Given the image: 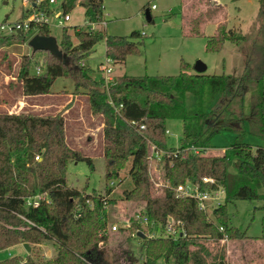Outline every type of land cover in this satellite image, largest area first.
<instances>
[{
  "label": "trees",
  "instance_id": "trees-1",
  "mask_svg": "<svg viewBox=\"0 0 264 264\" xmlns=\"http://www.w3.org/2000/svg\"><path fill=\"white\" fill-rule=\"evenodd\" d=\"M104 1L79 2L89 24L103 20ZM74 6L75 0H64L63 14ZM37 9L47 15L53 13L48 0ZM143 9L150 14L148 5ZM214 10L216 7L206 10L210 14L207 19ZM200 19L191 21L194 34H199L201 23L207 21L200 23ZM70 30L77 42L74 44L68 28H63L58 43L64 61L46 52L41 73L36 74L32 72L33 55L21 57L16 77L22 93L46 94L61 76H71L76 86L87 88L91 112L102 116L105 181L118 179L126 161L131 160V189L125 191L126 199L141 204L138 213L148 218V235L133 216L129 219L132 233L142 242L143 264H207L209 257L216 264H225L223 248L210 250L205 243L207 236L198 235L209 234L210 239L220 243L225 238L245 236V230L231 223L228 205L236 200H264V145H252L253 150L248 143L235 140L219 155L184 149L214 147L211 138L223 129L233 131L236 138L242 136L246 121L249 133L264 142V0H259L258 28L250 57L238 76L193 72L182 61L176 75L123 74L106 83L103 75L93 79L92 69L84 63L92 47L104 39L106 58L112 64H122L128 55L140 53L142 34L132 31L129 36L107 35L103 29L89 26ZM36 34L51 35L49 25L30 22L26 30L0 34V48L23 43ZM245 40L244 35L218 23L216 34L206 39V50L217 52L224 41L240 44ZM187 93L196 98L191 109L185 107ZM246 95L249 112H245ZM214 117L218 118L212 121ZM219 118L222 121L218 124ZM169 119L183 121L179 147L167 146L165 123ZM141 125L144 128L140 129ZM151 145L162 151L160 160L153 161L161 163L164 178L172 186L160 196L150 193L147 156ZM72 161L93 166L90 157L68 145L61 112L48 116L0 113V250L27 243L31 251L45 241L56 247L50 259L37 260L27 253L24 258H4L0 264H133L136 257L128 236L119 239L117 245L107 244L106 227L111 225L108 209L115 202L112 187L107 185L103 193L96 194L68 187L66 167ZM204 176L214 182L202 183ZM186 182L198 184L200 190L223 191V201L213 209L215 224L207 220L197 200L175 195L174 188ZM36 194L43 195L39 205L25 207V199ZM167 215L182 222L185 234L176 239L151 237V232L163 229ZM128 230L121 227L117 231Z\"/></svg>",
  "mask_w": 264,
  "mask_h": 264
},
{
  "label": "rangeland",
  "instance_id": "rangeland-1",
  "mask_svg": "<svg viewBox=\"0 0 264 264\" xmlns=\"http://www.w3.org/2000/svg\"><path fill=\"white\" fill-rule=\"evenodd\" d=\"M64 0H54L51 3L53 13L49 16V28L51 35L59 43L62 29L68 28L71 41L75 44L77 39L72 35L71 27L88 28L93 30L103 29L107 35L129 36L132 31L142 34L140 53L130 54L124 63L112 64L110 79L127 74L131 76L143 75H176L179 73L181 62L191 66L196 60L206 65L204 71L207 75L226 74L238 76L243 71L247 59L250 57L253 40L256 36L259 19V0H105L103 2V22H87L84 8L75 0V6L67 10L70 21H64L62 3ZM150 8L151 19L145 18L143 6ZM154 5V7L152 6ZM26 4L23 0H0V24L11 23L23 19ZM216 10L211 18L207 19L208 8ZM212 11V10H210ZM196 18L206 20L199 34L191 31V21ZM59 20L63 22L59 24ZM222 23L226 29L232 28L237 33L244 35L246 40L240 44L224 41L217 52L206 50V39L215 34L216 26ZM28 41L13 43L0 48V113H29L39 116L55 115L60 113L65 119V137L68 145L91 158L92 167L85 161H72L66 167V183L70 188L85 190L86 193H103L107 185L112 187L111 198L115 200L109 205V222L107 229L109 246L117 245V241L130 238L129 247L134 252L133 264H143L144 252L141 250V240L132 235L134 229L129 223L128 231L119 232L111 229L112 224L119 227L126 224L125 221L134 216L142 205L126 199L125 191L131 189V181L128 175L131 160L126 161V166L120 171L118 179L105 181L104 145L102 133V116L92 113L88 104L87 88L76 86V81L71 76L57 77L50 90L59 100V111L55 106L47 107V99L43 95H24L21 90L20 80L17 79V68L21 57L33 55L32 72L35 73V65H42L47 59L45 51L32 52ZM38 62L40 64H38ZM85 65L92 69L93 79L102 75L98 70L101 64H106L105 42L101 39L97 42L87 57ZM193 72H195L193 70ZM196 103L192 93L185 95V107L191 109ZM55 105V100H54ZM67 111V112H66ZM66 112V113H65ZM245 112H249V95L245 97ZM218 117H214L215 121ZM220 122L222 121L219 118ZM248 122H245L244 135L235 137L231 130H220L211 138L212 148H207L208 154L219 155L235 140H242L252 145H264L258 136L248 131ZM169 133L166 134L167 146L179 147L182 135L183 121L169 119L165 123ZM147 175L151 183L152 196H160L165 188H172L164 178V170L161 163L147 159ZM232 169V168H231ZM218 201H223V194L218 193ZM216 201L207 204L206 218L216 223L213 209ZM228 213L231 223L246 231L244 237L237 239L225 238L224 242H215L209 234L206 245L210 250L223 248L225 264H264V200L249 201L236 200L228 205ZM143 226V225H142ZM140 227L141 229L144 227ZM144 230V229H143ZM145 234L147 230H144ZM185 234V230L183 231ZM263 234V235H262ZM147 235V234H146ZM257 236V237H256ZM203 237V238H204ZM224 245L222 247V245ZM56 247L51 241L33 246L32 250H25L23 244L0 250V260L10 257H26L30 253L37 260L50 259L55 255ZM207 264L215 262L209 258ZM216 264V263H215Z\"/></svg>",
  "mask_w": 264,
  "mask_h": 264
},
{
  "label": "built area",
  "instance_id": "built-area-1",
  "mask_svg": "<svg viewBox=\"0 0 264 264\" xmlns=\"http://www.w3.org/2000/svg\"><path fill=\"white\" fill-rule=\"evenodd\" d=\"M44 0H23V2L26 4V6H29L30 12L28 11L27 15L24 17V19L11 23L10 25H7L6 23L0 24V34L1 35H9L15 32H20L21 30H26L30 24V22L34 23H46L49 25V16L44 11L38 10L37 6L42 3ZM49 3H53L54 0H48ZM154 7V5H152ZM64 21H69L70 16L68 14H63ZM63 26V22L59 20V24ZM91 29V28H90ZM106 64H101L99 69L103 73V77L105 79V82L111 81L110 79V72L112 71L111 66L108 65L110 63V60L106 58ZM35 73L39 74L41 73V67L39 65H35L34 67ZM144 128L143 125L140 126V129ZM166 133H169L168 130H166ZM184 151H192L194 153H201L206 152V149L203 148H197V147H189L184 149ZM183 151V152H184ZM162 155V151H159L154 145L150 146L149 154L147 156L148 160H160ZM38 159V157H35ZM202 183H213L214 180L211 177L204 176L201 179ZM112 185L113 182H110ZM175 195L177 197H191L198 202V207L202 211H206L207 204L212 203L216 201L215 205H219L221 201H218V193L223 194V191L221 189L216 191H209V190H200L198 187V184H193L191 182H186L183 184H179L174 188ZM43 198V195L36 194L34 196L27 197L25 199L24 205L25 207H36L39 205L40 200ZM79 215V214H77ZM134 219L139 223L142 227V231L146 229V225L148 224V218L146 215H142L139 213H136L134 216ZM130 220H126L124 225H122V228H129ZM117 228H121L117 226L116 224H112L111 229L113 231L117 230ZM144 229V230H143ZM221 229V228H220ZM184 229L182 228V222L180 220L174 219L171 215H167L165 224L163 226V229L161 231L154 230L149 235L151 237L153 236H164V237H170L173 239H176L177 236L184 234ZM132 235H135V232L132 233ZM148 235V234H147Z\"/></svg>",
  "mask_w": 264,
  "mask_h": 264
},
{
  "label": "water",
  "instance_id": "water-1",
  "mask_svg": "<svg viewBox=\"0 0 264 264\" xmlns=\"http://www.w3.org/2000/svg\"><path fill=\"white\" fill-rule=\"evenodd\" d=\"M145 18L147 20L151 19L148 9H146ZM28 45L32 49V52H35V51L49 52L56 59L64 61L63 54L61 50L59 49V44L56 38L52 35H47V36L39 35V34L33 35L29 39ZM193 70L197 73H202L206 70V65L202 61L196 60L193 65ZM218 122H220V120L217 121V123ZM138 235H140L141 237L145 236L144 233L142 232H139ZM23 246L26 250H29V246L27 243H24Z\"/></svg>",
  "mask_w": 264,
  "mask_h": 264
},
{
  "label": "crops",
  "instance_id": "crops-1",
  "mask_svg": "<svg viewBox=\"0 0 264 264\" xmlns=\"http://www.w3.org/2000/svg\"><path fill=\"white\" fill-rule=\"evenodd\" d=\"M28 11L30 12V9H29V6H26L25 7V10H24V13H23V15H24V17L27 15V13H28ZM24 17H23V19H24ZM69 21H70V19H69ZM101 22V21H100ZM102 22H103V20H102ZM203 25H201L200 27H199V29L201 30V27H202ZM216 30H217V26H216ZM215 34H216V31H215ZM10 35V34H9ZM214 35V34H213ZM99 68V67H98ZM102 75H103V73H102ZM123 75V74H122ZM120 76V75H119ZM39 95H43V96H45L46 97V101H47V103H45L44 105H46L47 107H53V106H55V109H56V111H59L58 109H59V100L57 99L58 97L56 96V95H54L53 93H52V91L50 90L48 93H46V94H39ZM54 100H55V105H54ZM67 112V111H66ZM65 112V113H66ZM103 125V124H102ZM257 237V236H256ZM26 250V249H25Z\"/></svg>",
  "mask_w": 264,
  "mask_h": 264
}]
</instances>
